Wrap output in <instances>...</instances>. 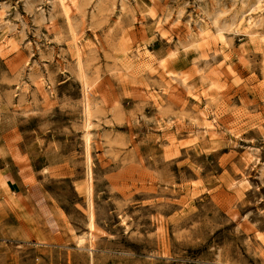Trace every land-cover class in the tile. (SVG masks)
Segmentation results:
<instances>
[{"label": "rangeland", "instance_id": "374dc122", "mask_svg": "<svg viewBox=\"0 0 264 264\" xmlns=\"http://www.w3.org/2000/svg\"><path fill=\"white\" fill-rule=\"evenodd\" d=\"M263 36L264 0H0V264H264Z\"/></svg>", "mask_w": 264, "mask_h": 264}, {"label": "bare ground", "instance_id": "6f19581e", "mask_svg": "<svg viewBox=\"0 0 264 264\" xmlns=\"http://www.w3.org/2000/svg\"><path fill=\"white\" fill-rule=\"evenodd\" d=\"M60 2H61V0H59ZM70 1V0H69ZM70 3V2H69ZM68 5V4H67ZM70 7V6H69ZM64 9V8H63ZM239 24H240V21L238 22H236V25H238L239 26ZM253 24V17L251 16V15H248V17L245 19V22H244V27H246L247 29H249V27H251V26H254V25H252ZM256 25V24H255ZM235 30V29H234ZM203 31V30H202ZM195 32V31H194ZM200 32H196V33H193V34H195V37H194V39H195V41L197 42V43H199V45H201V39L203 38V36H199L198 34H199ZM251 33H254V31H250L249 32V34L251 35ZM198 35V36H197ZM193 36V35H192ZM261 37V36H260ZM264 37V36H263Z\"/></svg>", "mask_w": 264, "mask_h": 264}]
</instances>
